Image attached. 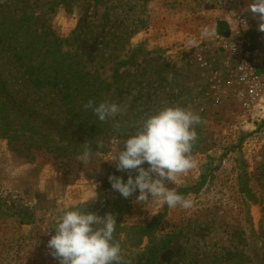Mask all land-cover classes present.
Here are the masks:
<instances>
[{"label":"rangeland","instance_id":"obj_1","mask_svg":"<svg viewBox=\"0 0 264 264\" xmlns=\"http://www.w3.org/2000/svg\"><path fill=\"white\" fill-rule=\"evenodd\" d=\"M250 3L0 0V7L16 18L31 15V28L61 39L85 70L110 83L107 101L121 109L109 118L105 151L79 169L34 156L0 132V264H59L47 247L56 221L67 210L109 214L119 192L108 177L123 176L106 159L146 117L166 106L191 109L201 117L191 153L196 166L167 186L194 185L201 174L205 182L184 195L193 201L188 210L137 203V189L127 211L113 215L116 221L139 224L163 214L159 233L172 232L173 239L155 264H264V59L242 67L222 46L223 40H242L256 58H264V32L246 10ZM224 14H230L231 37L215 33V20ZM240 16L249 18L246 31L239 28ZM0 76L41 112L64 115L60 95L28 90L23 67L1 50ZM239 176L240 182L247 180L250 198L240 191ZM121 252L134 263L135 252Z\"/></svg>","mask_w":264,"mask_h":264},{"label":"trees","instance_id":"obj_2","mask_svg":"<svg viewBox=\"0 0 264 264\" xmlns=\"http://www.w3.org/2000/svg\"><path fill=\"white\" fill-rule=\"evenodd\" d=\"M30 20L31 15L23 13L16 18L15 14L0 7V50L10 54L13 61L23 67L28 90L33 93L37 90L53 91L60 95L58 100L64 105V115L59 117L53 111L41 112L39 107L17 96L0 76V132L4 138L20 142L34 156H45L46 161L56 164H77L79 169L82 162L76 157L83 151L85 143L91 145L92 157L103 153L107 146L111 128L109 118L101 122L90 109L85 110L83 104L90 99L96 104L107 101L104 92L110 83L85 70L77 55L64 50L61 39L31 28ZM215 33L228 36V24L218 20ZM98 142H102L104 147L98 149ZM121 172L125 182L129 174L133 178L138 174L135 171ZM204 182L205 176L201 174L199 182L176 191L182 195L195 193ZM239 184L240 191L250 198L252 191L247 180L240 182L239 176ZM129 200L119 193L109 213L116 218L121 217L128 209ZM162 215L157 213L139 224L127 225L116 221L114 238L118 240L117 237L123 235L118 240L121 250L135 252L131 259L133 264H155L158 253L171 244L172 232L159 233Z\"/></svg>","mask_w":264,"mask_h":264},{"label":"clouds","instance_id":"obj_3","mask_svg":"<svg viewBox=\"0 0 264 264\" xmlns=\"http://www.w3.org/2000/svg\"><path fill=\"white\" fill-rule=\"evenodd\" d=\"M246 10L258 19L259 31L264 32V0H251ZM244 26L247 27L246 23ZM83 108L90 109L101 122L121 112L116 103L96 104L91 99ZM200 123L199 114L180 106H166L146 117L123 141V147L106 159L114 161L119 171L138 173L134 178L129 174L126 182L122 177L109 175L112 189L124 198H132L138 189L137 203L151 201L173 209L192 208L190 198L167 185L176 184L196 166L191 153L198 139L194 126ZM103 147L102 142L97 143L98 149ZM92 154L91 145L85 143L76 159L87 164ZM145 163L147 168L143 167ZM115 225L111 213L101 217L93 212L67 210L56 221L55 234L47 242L50 255L59 264H131L125 261L121 244L114 238Z\"/></svg>","mask_w":264,"mask_h":264},{"label":"built area","instance_id":"obj_4","mask_svg":"<svg viewBox=\"0 0 264 264\" xmlns=\"http://www.w3.org/2000/svg\"><path fill=\"white\" fill-rule=\"evenodd\" d=\"M251 13V12H250ZM252 14V13H251ZM253 16V15H252ZM239 28L242 31H246L251 27L249 22V18L245 16L239 17ZM245 23L247 25L244 28ZM242 40H223V47L226 48L233 56H235L242 67H247L249 64L255 65L258 61L264 59L262 58V54H258L259 58H256L255 52L250 51L244 44ZM257 76H254L253 79H257Z\"/></svg>","mask_w":264,"mask_h":264},{"label":"crops","instance_id":"obj_5","mask_svg":"<svg viewBox=\"0 0 264 264\" xmlns=\"http://www.w3.org/2000/svg\"><path fill=\"white\" fill-rule=\"evenodd\" d=\"M229 16H230V14H224V15L218 17L217 20H215V26H216V23L218 20H224L227 24H229V28L231 29L230 31L232 33V31H233L232 30V23H231V20H229ZM231 36H232V34L229 35V37H231Z\"/></svg>","mask_w":264,"mask_h":264}]
</instances>
